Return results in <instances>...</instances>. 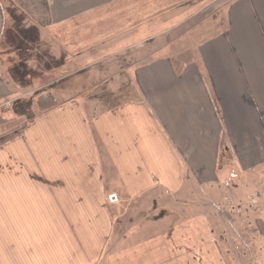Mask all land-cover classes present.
<instances>
[{
	"label": "crops",
	"instance_id": "crops-1",
	"mask_svg": "<svg viewBox=\"0 0 264 264\" xmlns=\"http://www.w3.org/2000/svg\"><path fill=\"white\" fill-rule=\"evenodd\" d=\"M154 6L0 0V264H264V0L188 60Z\"/></svg>",
	"mask_w": 264,
	"mask_h": 264
},
{
	"label": "rangeland",
	"instance_id": "rangeland-1",
	"mask_svg": "<svg viewBox=\"0 0 264 264\" xmlns=\"http://www.w3.org/2000/svg\"><path fill=\"white\" fill-rule=\"evenodd\" d=\"M177 2H181V5L174 4ZM228 2L229 0H185L184 2L181 0H154L153 8L140 7L138 11L139 18L142 19L140 27H145L142 33L153 35V37L136 51L144 52L148 50L147 48L156 47L174 53L182 60L192 58L193 54L197 52L199 43L223 27L224 8ZM162 4L165 5L162 6ZM167 4L171 7L163 8ZM115 65H117V59L113 58L98 63L89 70H96V74H100L106 66ZM76 78L75 76L68 81L59 83L58 88L66 83L67 85L72 83V89L77 90V86L84 77L80 80H75ZM50 82L51 78H48L47 85ZM105 88L115 90L111 85V87H100L97 91H103ZM67 94L70 93L67 92Z\"/></svg>",
	"mask_w": 264,
	"mask_h": 264
},
{
	"label": "trees",
	"instance_id": "trees-1",
	"mask_svg": "<svg viewBox=\"0 0 264 264\" xmlns=\"http://www.w3.org/2000/svg\"><path fill=\"white\" fill-rule=\"evenodd\" d=\"M39 105L43 111H46L56 105V103L52 100L50 96H43L39 99ZM7 123L6 120L0 117V125Z\"/></svg>",
	"mask_w": 264,
	"mask_h": 264
},
{
	"label": "built area",
	"instance_id": "built-area-1",
	"mask_svg": "<svg viewBox=\"0 0 264 264\" xmlns=\"http://www.w3.org/2000/svg\"><path fill=\"white\" fill-rule=\"evenodd\" d=\"M115 200H116V198H115L114 195L109 196V201H110L111 203L115 202Z\"/></svg>",
	"mask_w": 264,
	"mask_h": 264
}]
</instances>
